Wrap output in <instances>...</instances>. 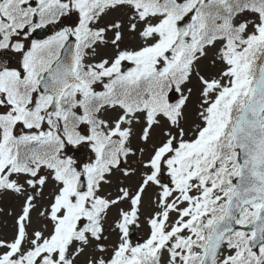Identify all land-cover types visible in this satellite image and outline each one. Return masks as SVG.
I'll return each mask as SVG.
<instances>
[{"label":"snow or ice","instance_id":"1","mask_svg":"<svg viewBox=\"0 0 264 264\" xmlns=\"http://www.w3.org/2000/svg\"><path fill=\"white\" fill-rule=\"evenodd\" d=\"M117 9L132 46L123 19L100 24ZM9 192L22 202L0 264H264V0H0Z\"/></svg>","mask_w":264,"mask_h":264},{"label":"rangeland","instance_id":"2","mask_svg":"<svg viewBox=\"0 0 264 264\" xmlns=\"http://www.w3.org/2000/svg\"><path fill=\"white\" fill-rule=\"evenodd\" d=\"M127 9H117L113 12H110L107 16L103 17V19L100 21L101 26H103L104 24L116 19V18H120L123 19L125 21V40L124 43L121 45L122 47L124 46H132L133 42L129 40V33L127 32V18L124 15L125 12H127ZM73 20L75 19L74 17L72 18ZM56 29L53 28V31H55ZM109 37H111L112 33L109 32L108 33ZM112 48L109 46L107 48H99L98 52L99 54L102 55H111L112 54ZM212 55V51L210 50L209 52V57H211ZM99 57H97L98 59ZM202 66H206L207 65V60L202 61L201 62ZM216 69H213V71H215ZM190 87L193 88V96H192V100L190 101L188 108L186 109V114L188 116V121L187 124L185 125L186 129L187 127L194 121L196 120V116H195V112H196V103L198 101V84L195 80V78H193V82L190 85ZM175 95V94H173ZM116 116L115 112H107L104 114V118L106 119H112ZM141 126L140 125H136L137 128V132H139V128ZM138 143V141L136 139L133 140V145L135 146ZM87 149L85 150V153H82L81 155H73L71 153H69L70 155H72L75 159H77V161H83V162H87V160L89 158L92 157V153L90 151V149L88 147H86ZM88 154V155H87ZM133 160L135 159V157L132 158ZM119 175V174H117ZM135 182V178H133V180L130 183L134 184ZM115 183H116V177H113V185L112 186H105V191H113L114 187H115ZM49 187H51V185H49ZM153 189H149L148 190V194L145 196V206L142 210V214H141V218L139 221V226H135L136 228V236L132 239L133 242H136L138 240H141L143 238H146L148 231H149V225L147 224V216L151 213L152 208L149 204V198L151 196ZM22 202V198L15 196L12 193H2L0 194V209H2L3 211L0 212V234L4 235L5 237H10L12 235L13 232V224H14V216L9 215V212H14V213H18L19 209H20V205ZM43 203H46V201H43ZM120 207H127V204L121 205ZM38 211V210H37ZM117 215V209L113 208L111 210V212L109 213L108 216V220L107 223L105 225L106 227V235L109 236L108 241H106L105 243H114L117 239V234L111 232L110 230V226L113 223V220L116 218ZM32 217H33V226H39V224L41 223V221L38 219L37 216V212H33L32 213ZM81 260H83L84 258L81 257Z\"/></svg>","mask_w":264,"mask_h":264},{"label":"water","instance_id":"3","mask_svg":"<svg viewBox=\"0 0 264 264\" xmlns=\"http://www.w3.org/2000/svg\"><path fill=\"white\" fill-rule=\"evenodd\" d=\"M74 42V41H73ZM84 149V146H76L75 148H73V151L75 152V153H79V152H81L82 150ZM134 231H132V233H133Z\"/></svg>","mask_w":264,"mask_h":264},{"label":"flooded vegetation","instance_id":"4","mask_svg":"<svg viewBox=\"0 0 264 264\" xmlns=\"http://www.w3.org/2000/svg\"><path fill=\"white\" fill-rule=\"evenodd\" d=\"M53 28H54V27H48V29H49V30H48V31H49V32H48V36L52 35V33L54 32V31H53ZM51 29H52V30H51Z\"/></svg>","mask_w":264,"mask_h":264}]
</instances>
